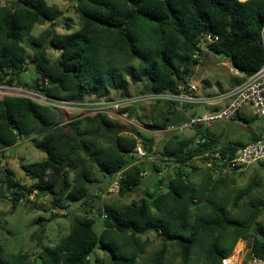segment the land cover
Here are the masks:
<instances>
[{
    "label": "trees",
    "instance_id": "trees-1",
    "mask_svg": "<svg viewBox=\"0 0 264 264\" xmlns=\"http://www.w3.org/2000/svg\"><path fill=\"white\" fill-rule=\"evenodd\" d=\"M68 1L74 2L79 29L55 33L48 28L33 37L36 25L55 26L61 11L46 0H0L5 2L0 6V81L16 85L18 76L31 63L37 74L31 89L47 80L49 86L43 89L46 96L79 103L109 98L112 93L130 96V84L139 86L136 94H175L181 84L192 79L193 66L208 56L215 61L230 58L231 67L241 73L232 80V87L252 76L264 63L260 36L264 0ZM48 48L59 53L53 62L46 53ZM26 49L32 52L29 59ZM134 61L136 66L132 65ZM157 103L160 104L151 108L154 124L148 127L165 131L188 121L174 104ZM124 111L140 119L137 107ZM59 117L58 110L26 99L0 98L1 154L20 141H28L44 153L41 161L20 165L24 177L30 180L29 186L15 179L7 167H0L1 199L6 196L1 195L2 191L10 193L9 200L15 208L24 200L29 203L28 194L36 193L37 197H50L53 207L63 208L61 202L65 201L66 205L92 209L91 203L98 197L90 192L94 170L104 179L111 177L110 184L121 173L118 194L141 191L143 197L129 204L97 208V215L104 218L100 235L88 211L74 215L69 233L39 253L42 264H96L91 261L96 250L109 256L103 264H136L134 250L142 252L145 246L143 243L135 248L136 237L148 233L156 234L163 242L151 264H164L166 243L178 246L179 264H222L239 239L247 240L244 253L248 257H264V220L257 222L261 213L264 216V201H249L244 214L239 215L242 219L235 218L223 204L203 198L204 192L210 191L208 182L219 185L224 181L211 167L208 170L213 176H208L204 186L195 185L184 171L209 149L220 147L224 153H233L239 144H222L208 129L194 126L193 138L169 136L154 152L152 136L129 124V129L124 128L105 114L65 123ZM157 117L162 121L156 122ZM127 130L132 134H126ZM98 138L107 140L109 146L99 145ZM201 138L207 142L197 143ZM258 139L254 136L253 141ZM138 141L148 157L158 156L159 163H174V175L155 178L153 188L143 187L146 179L141 172L157 176L160 165L157 161L145 165L134 156ZM199 205L207 210L190 220V210ZM59 217L65 214H52L50 219ZM116 233L128 235L129 243L117 245L112 241ZM35 238L39 243L40 235ZM195 248L201 255L198 262L191 256ZM26 259L24 255L11 261L22 264Z\"/></svg>",
    "mask_w": 264,
    "mask_h": 264
},
{
    "label": "rangeland",
    "instance_id": "rangeland-1",
    "mask_svg": "<svg viewBox=\"0 0 264 264\" xmlns=\"http://www.w3.org/2000/svg\"><path fill=\"white\" fill-rule=\"evenodd\" d=\"M46 2L48 5L61 11L62 16L53 27H50L49 24L36 25L31 33L33 37L39 36L48 28H51L55 33H70L79 29L81 23L78 15L74 11V2L68 0H46ZM4 3L5 2H0V6L4 5ZM46 53L51 62L55 61L59 56L58 52L49 48L46 50ZM31 57L32 52L29 49H26V58L29 59ZM199 62L200 63L193 66L194 75L190 81L196 84L200 91L216 93L226 91L232 87L231 82L235 77L231 71L232 68L228 60L220 59L215 61L211 56H208L203 61L201 58ZM132 65L136 66L137 62H132ZM36 79L37 74L34 67L29 63L27 71L18 76L15 84L31 89ZM138 88V85L130 84L127 93L130 96L135 95ZM111 95L112 97H118L117 93H112ZM156 104L160 103H149L137 106V115L141 120L139 118V121L135 118H129L130 122L136 124L135 126L137 129L145 131L148 135L153 137L155 142V145L153 146L154 152H157V150L160 149L163 141L169 138V136L187 140L193 138L195 134L193 128L186 130L174 129L171 131H160L148 127L153 126L152 124H154L152 123L154 114L151 113V108ZM158 108L163 109V106H158ZM195 109L199 115H203L207 112L205 107L200 106ZM158 112L159 110L156 113L157 115L159 114ZM59 113V120L63 123L85 116V114L81 112H70L67 114L59 111ZM107 117L112 121H119L122 127L129 129L128 123L119 119L118 116L107 115ZM155 121L161 122L162 120L160 117H157V120L155 119ZM260 121L264 123L262 119L250 120V122L247 123L239 122L238 119L216 121L206 124L204 128L214 134L220 143L228 141L226 143L242 144L248 142L251 131L255 128L257 129L256 124ZM90 127H92V125ZM125 133L129 135L132 134L130 130H127ZM97 141L99 145L103 147L109 146V143L105 139L98 138ZM6 155L8 158L14 156L19 157L23 164L35 163L44 158V153L35 149L28 141L18 142L14 147L7 149ZM154 158H156V160ZM154 158L152 156L150 159L152 161H144L143 163L145 165L156 161L159 163L160 160H158V156H154ZM159 165L162 177H172L174 175L176 170V165L174 163L164 162L159 163ZM13 170L17 175L21 174V170L15 167V165ZM184 171L190 175L193 183L197 186H204L208 176H213L212 172L208 170L206 161L201 158L191 161L189 165L184 168ZM152 175L153 174L149 173L147 177L144 178L146 179V182L143 183V187L147 186L150 188L151 184L154 183L155 178L161 177L155 175L154 177ZM220 177L224 179V181L219 185H212L209 182L207 183V187L210 188V191H205L203 198L205 201L213 200L216 203L223 204L233 217L242 219L241 216L239 218V215L244 214L245 206L249 201H264V161L253 163L240 171L228 172L225 175H220ZM26 180L25 184V182L20 179L21 183L25 184L24 186H29L30 180ZM92 180L94 184L90 187V192L95 196L98 195V197H94V201L91 203L94 205V208L92 209L90 206L81 207V205L78 206V204L66 205L67 203L65 201L61 202L63 208L53 207L52 199H50V197H37L36 193L28 194L29 203H25L24 200V203L20 202L15 208H12L9 200L10 193L5 190L2 191L1 195L5 194L8 196H4L3 199L0 198V260L2 263L15 264L11 260H19L21 256L25 255L27 256V259L22 264H36V260L39 257L38 255L44 247L55 246L69 233L73 216H81L87 211L89 212L87 215L94 219L95 232L100 235L103 232L104 218L103 216L97 215V208L102 209L105 205L120 206L129 204L133 201H139L143 197L141 191L124 196L119 195L113 188V183L110 184L111 177L104 179L96 170L92 172ZM203 210H207L203 205L191 209L190 220ZM52 214H65V217L50 219ZM263 220L264 216L263 213H261L257 218V222L261 223ZM43 229L44 231L42 232ZM37 235H40L39 243H37L35 238ZM113 237L114 239H110H112L117 245L124 242L129 243L128 235L116 233ZM246 242L247 240L239 239L225 259H229L233 263L235 260H233V257L236 258L239 253H242L244 246H246ZM143 243H145V246H143L142 252H139L137 249L134 250L137 256L136 264H151L155 252L163 245L162 239L154 233L139 235L136 237V244L133 246L138 248V246L143 245ZM125 249L127 252L132 251V248L130 250L128 248ZM166 249L167 253L164 264H179L180 255L178 246L175 243H166ZM191 256L192 260L195 262H198L201 259V255L196 248L192 250ZM108 259L109 256L105 252L102 250H96L91 261L96 264H103L106 263Z\"/></svg>",
    "mask_w": 264,
    "mask_h": 264
},
{
    "label": "built area",
    "instance_id": "built-area-1",
    "mask_svg": "<svg viewBox=\"0 0 264 264\" xmlns=\"http://www.w3.org/2000/svg\"><path fill=\"white\" fill-rule=\"evenodd\" d=\"M260 36L264 47V25ZM208 39L211 40L209 36ZM231 71L234 77H241L239 70L232 68ZM48 86L49 82L47 80L43 81L36 89L9 85L5 81H0V98H22L67 114L70 112H81L85 116L97 114L114 115L135 128H137L136 124H133L129 120L131 118L129 113L124 111L126 108L157 102L171 103L177 106L188 117V121L180 126L168 128L167 130L169 131L174 129H192L194 126L204 127L206 124L216 121L237 120V116L243 108H248L254 116L264 120V63L256 73L245 78L239 85L231 87L226 91L209 94H202L198 86L189 80L181 84L178 87V92L175 94L144 93L132 96L120 95L118 97L111 96L98 100L90 98L83 102L74 103L46 96L43 93V89ZM200 106L217 109L206 112L203 115L192 114L191 110ZM205 142H207L205 138L197 141V143ZM1 155L0 150V157ZM134 156L142 162L152 161L139 141L137 142ZM201 158H204L208 167L212 168V172L216 174V177L234 170L240 171L253 163L264 161V138L261 137L255 142L242 145L233 153H224L220 147H215L205 151L201 155ZM140 175L145 178L148 173L142 171ZM157 176H161V173L158 172ZM121 178L122 175L119 173L113 182V188L116 191H118ZM222 264L233 263L229 259H223ZM246 264H264V257L251 256Z\"/></svg>",
    "mask_w": 264,
    "mask_h": 264
},
{
    "label": "crops",
    "instance_id": "crops-1",
    "mask_svg": "<svg viewBox=\"0 0 264 264\" xmlns=\"http://www.w3.org/2000/svg\"><path fill=\"white\" fill-rule=\"evenodd\" d=\"M202 94H209V93H206V92H202V91H200ZM206 108V111L207 112H210V111H213V110H216L217 108H208V107H205ZM191 112H192V114H198V112L196 111V109L195 108H193L192 110H191ZM255 119H260V118H258V117H256V116H254L252 113H251V111L248 109V108H243L241 111H240V113H239V116H238V120H239V122H242V123H247V122H250V120H255ZM263 120V119H262ZM264 121V120H263ZM256 126H257V129L255 128L254 130H252L251 131V133H250V136H249V139H248V142L247 143H242V144H239L240 146H242V145H246V144H249V143H251V142H254L253 141V138H254V136H256V137H258L259 139L261 138V137H263L264 138V123H262L261 121L259 122V123H257L256 124ZM210 132V131H209ZM211 133V132H210ZM212 134V133H211ZM214 135V134H213ZM215 136V135H214ZM216 137V136H215ZM217 138V137H216ZM219 141V140H218ZM225 143H222V144H230V143H226V142H228V141H224ZM15 145H17V143L15 144ZM14 145V146H15ZM14 146H12V147H14ZM12 147H10V148H12ZM9 149V148H8ZM6 153H7V150H5L4 152H3V154L1 155V157H0V167H7L8 169H10L12 172H13V174H14V178L15 179H22V181H24L25 182V184H26V179L27 178H25L24 177V174H23V172L21 171V174L20 175H17L15 172H14V165H15V167H17V168H19L20 169V165H22L23 163L20 161L21 159L19 158V157H17V156H14V157H12V158H8V156L6 155ZM21 170V169H20ZM23 178H25V179H23ZM30 183V182H29ZM33 194H35V193H33ZM244 249H245V246H244ZM244 249H243V251H244ZM242 251V255L239 253L237 256H236V258L235 257H233V260H234V258H235V260H234V262H233V264H246L247 262H248V260L250 259V257H248L244 252ZM241 252V251H240Z\"/></svg>",
    "mask_w": 264,
    "mask_h": 264
},
{
    "label": "water",
    "instance_id": "water-1",
    "mask_svg": "<svg viewBox=\"0 0 264 264\" xmlns=\"http://www.w3.org/2000/svg\"><path fill=\"white\" fill-rule=\"evenodd\" d=\"M217 58H219V56L217 55ZM228 61H230V58H228ZM42 263V260L40 257L37 258L36 260V264H41Z\"/></svg>",
    "mask_w": 264,
    "mask_h": 264
},
{
    "label": "bare ground",
    "instance_id": "bare-ground-1",
    "mask_svg": "<svg viewBox=\"0 0 264 264\" xmlns=\"http://www.w3.org/2000/svg\"><path fill=\"white\" fill-rule=\"evenodd\" d=\"M235 259V258H234Z\"/></svg>",
    "mask_w": 264,
    "mask_h": 264
}]
</instances>
